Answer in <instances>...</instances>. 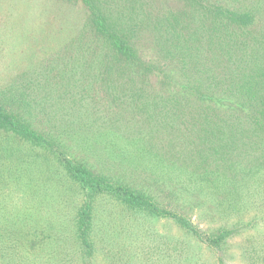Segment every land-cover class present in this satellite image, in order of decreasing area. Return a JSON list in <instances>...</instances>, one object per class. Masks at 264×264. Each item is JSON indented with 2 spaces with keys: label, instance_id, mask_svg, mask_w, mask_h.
Wrapping results in <instances>:
<instances>
[{
  "label": "trees",
  "instance_id": "obj_1",
  "mask_svg": "<svg viewBox=\"0 0 264 264\" xmlns=\"http://www.w3.org/2000/svg\"><path fill=\"white\" fill-rule=\"evenodd\" d=\"M26 1L14 5L49 42L23 64L0 43V130L58 151L90 196L65 251L0 235V264H264V0ZM44 49L63 50L65 125L98 170L32 124ZM95 83L127 126L90 117Z\"/></svg>",
  "mask_w": 264,
  "mask_h": 264
},
{
  "label": "rangeland",
  "instance_id": "obj_2",
  "mask_svg": "<svg viewBox=\"0 0 264 264\" xmlns=\"http://www.w3.org/2000/svg\"><path fill=\"white\" fill-rule=\"evenodd\" d=\"M3 1L9 7L6 8L5 14L3 12L0 15V43L4 45L5 42V45L14 46L20 63L23 64L29 57L36 62L38 54L41 56L37 46L49 42L47 32L45 29L33 27L28 18L33 14L26 13L25 9L18 7L17 4L14 5L17 0H0V4ZM30 1L27 10H32V4L37 0H28ZM44 50L48 55H45L46 57L34 68L37 73L29 76V89L26 91L34 112L32 124L38 131L48 133L57 139L60 144L59 150L64 156L77 157L85 161L89 167L98 170L101 167L100 160L84 150L83 134H79L74 126L65 125L63 50L61 53L54 52L56 50ZM49 52L59 54V58ZM74 75L80 83L87 82L77 65ZM46 77L49 78L48 83L44 82ZM91 89L88 91L90 98L86 99V102L89 108L90 99H96V103L93 102L90 117L92 115L103 127L105 125L109 128L112 124L121 127L126 125L125 121H118L117 115V111H121L125 106L110 107L106 100H102L104 98L102 93L95 94L100 91L96 83L91 84ZM95 95H98L101 101ZM137 120L134 119L132 123L137 124ZM171 121L172 124L177 122L175 117ZM167 136L171 135L168 133ZM167 136H164V141L169 139ZM51 150L47 145L25 143L14 135L0 130V235L11 239L8 242L33 238L38 246L42 247L39 250L43 252L46 247L52 246L65 251L68 226L75 218L74 213L89 200L90 196L86 190L69 180L61 168L59 152ZM170 151L175 154L174 148H170ZM103 165L106 172L108 165ZM195 213L196 210L192 209L188 216L191 215L194 220ZM67 214L72 216L68 217ZM160 225L167 231L168 226H165L164 222ZM167 225L171 228L174 226L171 223Z\"/></svg>",
  "mask_w": 264,
  "mask_h": 264
}]
</instances>
